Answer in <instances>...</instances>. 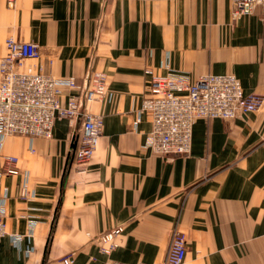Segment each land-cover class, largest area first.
<instances>
[{"label":"crops","instance_id":"1","mask_svg":"<svg viewBox=\"0 0 264 264\" xmlns=\"http://www.w3.org/2000/svg\"><path fill=\"white\" fill-rule=\"evenodd\" d=\"M9 36L37 42L27 61L48 74L85 85L103 73L106 93L86 105L102 132L83 167L79 120L57 119L51 137L0 139V264L159 263L175 229L182 264H264V5L234 15L231 0H0V57ZM176 71L233 73L261 105L199 118L189 153H156L141 104L154 76ZM118 226L117 248L101 252L96 236Z\"/></svg>","mask_w":264,"mask_h":264},{"label":"built area","instance_id":"2","mask_svg":"<svg viewBox=\"0 0 264 264\" xmlns=\"http://www.w3.org/2000/svg\"><path fill=\"white\" fill-rule=\"evenodd\" d=\"M231 1L234 15L248 14L264 5V0ZM40 54L37 42L14 36L6 39V53L0 57V139L12 134L51 137L57 119L79 120L81 133L74 157L83 167L92 158L102 132L101 118L90 113L86 105L106 93L104 74L92 73L85 85L74 76L56 77L46 73L42 64L27 61ZM64 87L78 93H69L62 103ZM146 90L141 111L151 115L152 127L146 134L145 145L164 155L190 152L193 127L199 118L234 119L256 111L262 102V96L246 92L233 73H207L191 80L185 73L176 71L154 76ZM5 160L10 162L14 157L6 156ZM4 172L17 173L18 169L8 167ZM5 194L0 191V241L7 234ZM122 231L123 227L118 226L97 235L100 251L105 254L114 251ZM186 255L185 235L175 229L161 262L127 263L109 259L105 264H182ZM71 261L70 256L63 259L65 264Z\"/></svg>","mask_w":264,"mask_h":264}]
</instances>
